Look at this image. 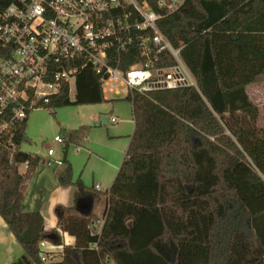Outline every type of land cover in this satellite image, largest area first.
<instances>
[{"label":"trees","instance_id":"trees-1","mask_svg":"<svg viewBox=\"0 0 264 264\" xmlns=\"http://www.w3.org/2000/svg\"><path fill=\"white\" fill-rule=\"evenodd\" d=\"M159 28L196 85L128 91L135 129L106 191L74 180L66 158L91 127L61 129L66 169L59 182L76 188L74 205L57 208L58 228L75 239L61 260L43 261L42 243L61 246L63 239L46 229L40 211L22 205L40 163L21 149L29 117L0 135V216L24 251L11 264H264V127L247 91L264 79V0H187ZM121 60L127 70L146 59L135 49ZM175 63L169 51L154 61ZM75 87V99L64 84L42 107L55 115L56 108L108 101L91 67L79 70Z\"/></svg>","mask_w":264,"mask_h":264},{"label":"built area","instance_id":"built-area-1","mask_svg":"<svg viewBox=\"0 0 264 264\" xmlns=\"http://www.w3.org/2000/svg\"><path fill=\"white\" fill-rule=\"evenodd\" d=\"M186 2L0 0V135L48 105L64 84L71 88L79 70L87 67L101 76L103 90L113 83L111 91L117 95L120 89L145 93L195 86L180 50L159 28L161 19ZM135 49L146 60L124 70L121 55ZM165 51L176 63L156 67L154 61ZM54 142L63 146L65 140L57 135ZM42 259L49 261L47 252Z\"/></svg>","mask_w":264,"mask_h":264},{"label":"crops","instance_id":"crops-1","mask_svg":"<svg viewBox=\"0 0 264 264\" xmlns=\"http://www.w3.org/2000/svg\"><path fill=\"white\" fill-rule=\"evenodd\" d=\"M120 90L122 94V89ZM126 94L125 91V96ZM105 97L107 98L106 95ZM90 116L95 121L94 125H88L89 122H85V120H82L79 124H67L66 127L60 125V129L67 130L78 129L81 126L91 127L82 146L75 147V151L80 156L72 153L69 158L67 156L66 158L72 166L74 180L75 156L80 158V161H87L86 167H88V164H92L91 177L87 178L83 174L81 176L83 183L87 187H94L98 191L97 186H100L101 191H106L112 186L127 154L131 136L135 129L133 108L130 102L127 104L120 102L111 106L107 113L97 110ZM103 118H105V123ZM112 118H116V121L112 122ZM49 149L51 147H48ZM48 150L32 152L39 155L40 163L27 184L22 205L24 211H40L44 216L46 229H55L60 233L64 245L56 246L44 242L45 247L42 248L44 252L48 253L49 259H52L58 253L63 254L65 246H72L75 243L74 237L58 228L57 208L74 205L76 188L61 185L59 182L60 176L66 169V165L62 163L64 158L63 146L57 144V148L52 155H49ZM81 152H84V154L81 155ZM26 167V165L20 166V171L25 172ZM106 207L107 201H102L96 211L98 218L99 216L101 218L97 221V223H100V225H97L99 228L103 224ZM23 253L22 247L0 216V264H11Z\"/></svg>","mask_w":264,"mask_h":264},{"label":"rangeland","instance_id":"rangeland-1","mask_svg":"<svg viewBox=\"0 0 264 264\" xmlns=\"http://www.w3.org/2000/svg\"><path fill=\"white\" fill-rule=\"evenodd\" d=\"M116 86L113 83L108 85H104L105 95L107 96V102L95 105H77V106H66L55 109V115L51 113V111L47 108H36L34 109L28 118V127H27V136L29 137V141L22 144L21 149L25 152H35L36 150H48V147H51L53 150L57 148V144L54 142V138L57 135H63L60 129V125L67 126V124H79L82 120L88 125H94L95 121L93 120L91 114L97 110H101L103 112L108 111V109L117 103H128L124 100L125 89H122V94L116 95L111 92V89H114ZM248 94L251 100L259 107V119L258 125L260 127H264V79L258 83L249 85L247 87ZM76 87L75 82L71 83L70 88V97L71 99H75ZM124 105V104H123ZM126 106V105H125ZM76 146H71L68 149L67 157L69 158L70 154L74 153V155L80 156L75 151ZM84 152H81L83 155ZM76 161H74V174L75 180L82 179V174L90 178L91 177V165L88 164L86 167L87 161H80V158L76 157ZM91 186V184H90ZM102 217V216H101ZM99 219L100 216H99ZM100 225V223H97ZM62 253L56 254L51 260H61Z\"/></svg>","mask_w":264,"mask_h":264},{"label":"water","instance_id":"water-1","mask_svg":"<svg viewBox=\"0 0 264 264\" xmlns=\"http://www.w3.org/2000/svg\"><path fill=\"white\" fill-rule=\"evenodd\" d=\"M103 121H104V123H105V118H103Z\"/></svg>","mask_w":264,"mask_h":264}]
</instances>
